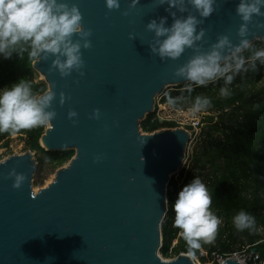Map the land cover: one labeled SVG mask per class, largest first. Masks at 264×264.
Segmentation results:
<instances>
[{"label": "water", "instance_id": "obj_1", "mask_svg": "<svg viewBox=\"0 0 264 264\" xmlns=\"http://www.w3.org/2000/svg\"><path fill=\"white\" fill-rule=\"evenodd\" d=\"M241 2L214 0L205 17L192 0H117L113 7L57 0L81 13V31L70 37L81 63L61 72L55 61L67 57L47 50L33 62L48 85L38 98L51 93L44 110L54 113L40 142L75 154L37 192L35 153L0 161V264H195L191 253H161L168 185L185 167L193 134L183 127L144 133L141 122L170 86L194 82L180 69L197 56L217 50L228 58L246 49L245 40L264 41V4L245 21ZM190 16L199 39L178 57L161 56L168 34L157 36L149 24L171 28ZM224 264L242 263L230 257Z\"/></svg>", "mask_w": 264, "mask_h": 264}, {"label": "trees", "instance_id": "obj_2", "mask_svg": "<svg viewBox=\"0 0 264 264\" xmlns=\"http://www.w3.org/2000/svg\"><path fill=\"white\" fill-rule=\"evenodd\" d=\"M31 50V42L21 40L10 47V56L0 53V90L25 82L31 94L38 98L48 89L46 81L35 78L33 62L37 57L30 55ZM261 50H264V41L257 40L240 53L244 57L236 54L243 60L252 58L254 61L243 63L238 71L234 67L227 74L233 77L230 83L218 77L215 82L204 85L192 82L166 91L156 105V112L159 110L166 119L154 113L142 123L147 132L176 127L182 120L181 112L192 108L191 122L199 119L210 128L206 130L208 145L203 146L201 153L195 152L192 162L182 168L178 178L173 176L168 185V212L162 226L164 257L186 252L208 264L216 254L241 252L247 246L264 255V58H254ZM228 62L235 64L234 60ZM221 89H227V94L222 95ZM197 98L201 101L199 107ZM205 99L208 100L206 105L203 104ZM178 111L179 120L167 118ZM194 128L191 124L188 126L193 132ZM217 131L220 134L216 136ZM44 132L43 124L0 131V146L8 147L10 136L19 133L26 136L30 150L42 153L37 156L39 165L45 158L57 164L69 161L75 150L47 151L40 142ZM207 165L211 170H207ZM196 178L206 185L212 201L210 211L220 224L214 238L210 241L201 238L199 246L193 247L175 225L174 205L179 192ZM240 211L253 216L256 223L243 230L236 228L233 217Z\"/></svg>", "mask_w": 264, "mask_h": 264}, {"label": "clouds", "instance_id": "obj_3", "mask_svg": "<svg viewBox=\"0 0 264 264\" xmlns=\"http://www.w3.org/2000/svg\"><path fill=\"white\" fill-rule=\"evenodd\" d=\"M214 0H192V4L200 10L202 16H209L213 12ZM109 7L117 6V0H107ZM264 0H254L249 4L242 0L238 12L243 20L248 21L252 14L259 13L258 5ZM81 13L76 6L69 9L66 4H58L57 0H0V53L10 56L12 45L17 42L30 41L32 50L30 55L37 57L43 50L59 53L67 59L59 58L55 64L61 72L70 71L74 66H79L80 44L72 43V34L81 31ZM195 17L186 20H176L171 28H166L163 21L158 25L155 21L149 24L150 29L156 31L157 36L167 35L159 48L161 56L178 57L185 46H191L196 31ZM245 28H241L243 35ZM228 43L224 38L216 46L223 48ZM243 47H248L247 40L242 42ZM87 46V45H85ZM241 48H236L232 57H222L221 53L213 50L206 55L197 56L186 68L180 69L181 74H186L192 81L204 85L218 77H224L227 83L233 79L227 75L233 70L238 71L243 66V59L237 57ZM254 58H264V50L257 51ZM225 62L222 64L221 61ZM234 60L235 64L228 62ZM221 94L226 95L227 89H221ZM52 94L37 98L31 94L30 87L25 82L13 85L11 88L0 90V131L8 129L17 130L30 128L39 124H46L54 113L45 112V107L51 102ZM208 100H203L207 104ZM201 104L197 98V107ZM50 126V125H49ZM211 196L206 185L199 179H194L178 194L175 201V225L180 228L181 235L193 247H198V240L203 238L210 241L214 238L220 220L210 211ZM233 223L238 229L252 227L256 221L244 211L233 217Z\"/></svg>", "mask_w": 264, "mask_h": 264}, {"label": "rangeland", "instance_id": "obj_4", "mask_svg": "<svg viewBox=\"0 0 264 264\" xmlns=\"http://www.w3.org/2000/svg\"><path fill=\"white\" fill-rule=\"evenodd\" d=\"M242 52H239L237 54H240ZM254 53H252L251 55H253ZM239 57H244V55L240 54ZM244 63H248V62H252L254 61V59H248V60H243ZM234 65V64H233ZM234 68V67H233ZM35 78L36 80L39 81H46L45 77L38 71H36L35 73ZM216 80V79H215ZM215 80H213L215 82ZM178 88L176 86H170V88H168L167 90H165L164 92L168 91V90H177ZM160 98L159 96L157 97V102L156 104H159ZM192 108H188V109H184L181 114H182V120L178 122V126L176 127H163L160 128L158 130L161 129H165V128H177V127H183L188 129V126L191 124L194 126V122L198 121L199 119L193 120L191 122L192 119ZM156 110V109H155ZM156 113V115L160 118V119H166L164 116H162V114H160V111L158 110L157 112L154 111L151 114ZM179 113L180 111L172 114V115H167L168 119H178L179 120ZM150 115V114H148ZM148 115L145 117V119L143 121H145L148 117ZM143 121L141 123H143ZM45 127V130L49 127L50 123L49 121L46 124H43ZM195 127V126H194ZM210 128L208 126H206L205 123H200V125L198 127L194 128V132H192L193 134V138L189 144L188 150H187V157H186V161H185V166L190 164L193 160V155L195 152H200L201 153V149L203 148V146L208 145L207 143V134H206V130L208 131ZM141 130L144 133H149L147 131H145L142 127L141 124ZM204 133V134H203ZM218 134H220L218 131L215 133V135L217 136ZM223 136V135H222ZM221 136V137H222ZM26 151H32L27 147L26 144V136L21 135L19 133H14L10 136V143L8 147H1L0 146V161L6 159L7 157H9L12 154H23ZM33 153H35V157L37 158V156H41L42 153L41 152H35L32 151ZM203 158V157H202ZM69 163V161L64 162L63 164H57L56 162L52 161L51 159H44L42 165H38V169L33 177V189L35 192H37L38 190H40L42 187H45L46 185H48L51 181H53V179L55 178L56 175V171L64 166H67ZM182 170V169H181ZM180 171H178L174 176L176 178H178L180 176ZM207 170H211L210 166L207 165ZM192 254V253H191ZM205 253H202V255H204ZM192 256L194 257V260L197 264H205L203 263V261L201 260L200 257L195 256L192 254ZM166 259H172L173 257H165ZM207 264V263H206ZM208 264H211V262H208Z\"/></svg>", "mask_w": 264, "mask_h": 264}, {"label": "built area", "instance_id": "obj_5", "mask_svg": "<svg viewBox=\"0 0 264 264\" xmlns=\"http://www.w3.org/2000/svg\"><path fill=\"white\" fill-rule=\"evenodd\" d=\"M164 93L165 92L159 96L160 99ZM199 125V120L194 122L195 127H198ZM230 257L238 258L242 264H264V255L254 247L248 249V246L241 252H235L233 254H216L211 264H224Z\"/></svg>", "mask_w": 264, "mask_h": 264}, {"label": "bare ground", "instance_id": "obj_6", "mask_svg": "<svg viewBox=\"0 0 264 264\" xmlns=\"http://www.w3.org/2000/svg\"><path fill=\"white\" fill-rule=\"evenodd\" d=\"M50 123V122H49ZM50 127V126H49ZM195 264H197L196 262H195Z\"/></svg>", "mask_w": 264, "mask_h": 264}]
</instances>
